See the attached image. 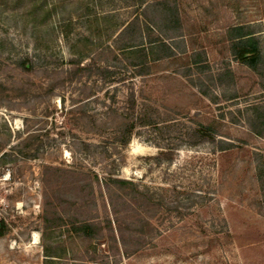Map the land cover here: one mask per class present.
I'll return each mask as SVG.
<instances>
[{
    "label": "rangeland",
    "instance_id": "obj_1",
    "mask_svg": "<svg viewBox=\"0 0 264 264\" xmlns=\"http://www.w3.org/2000/svg\"><path fill=\"white\" fill-rule=\"evenodd\" d=\"M0 226V264H264V0H0Z\"/></svg>",
    "mask_w": 264,
    "mask_h": 264
},
{
    "label": "trees",
    "instance_id": "obj_2",
    "mask_svg": "<svg viewBox=\"0 0 264 264\" xmlns=\"http://www.w3.org/2000/svg\"><path fill=\"white\" fill-rule=\"evenodd\" d=\"M234 31L237 33L234 38L232 55L240 64L255 67L257 65L258 60H260L261 52L258 46L257 40L254 36H251V32H244L243 28H234ZM158 47H162L165 50L164 57H170L173 55V48L171 45L166 44L164 41H160ZM159 58H152V60H156ZM27 60L21 62L23 68L26 67ZM253 132L255 134L260 135L261 132L259 130H255L253 128ZM215 130L210 126L199 125L198 128L193 130V135L196 138V141L199 143H209L215 145L218 150H226L233 147V143L221 139H216ZM170 158H168L169 160ZM85 235L90 234L91 226L86 224L82 229ZM3 234L2 227L0 226V235Z\"/></svg>",
    "mask_w": 264,
    "mask_h": 264
},
{
    "label": "crops",
    "instance_id": "obj_3",
    "mask_svg": "<svg viewBox=\"0 0 264 264\" xmlns=\"http://www.w3.org/2000/svg\"><path fill=\"white\" fill-rule=\"evenodd\" d=\"M234 28H243V31L245 30V26H243V25H238V26H233V28L232 29H234ZM251 36H254V34L251 32ZM255 37V36H254Z\"/></svg>",
    "mask_w": 264,
    "mask_h": 264
}]
</instances>
